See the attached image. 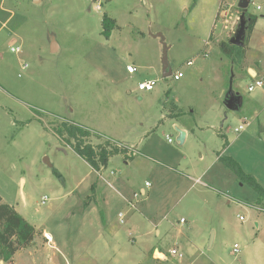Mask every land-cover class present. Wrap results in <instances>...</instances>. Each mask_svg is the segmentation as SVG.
<instances>
[{
    "label": "rangeland",
    "instance_id": "obj_1",
    "mask_svg": "<svg viewBox=\"0 0 264 264\" xmlns=\"http://www.w3.org/2000/svg\"><path fill=\"white\" fill-rule=\"evenodd\" d=\"M237 4L0 0V197L40 244L18 264H264V208L219 160L233 159L264 189V82L247 91L248 70L264 79V18L254 10L264 0L248 6L257 21L239 67L219 48L236 31ZM104 16L115 22L109 39ZM163 44L178 81L163 77ZM149 80L154 89L139 92ZM56 120L125 144L133 159L111 158L102 177L121 176L126 188L92 193L100 175L55 135ZM175 128L187 130L182 146Z\"/></svg>",
    "mask_w": 264,
    "mask_h": 264
},
{
    "label": "trees",
    "instance_id": "obj_2",
    "mask_svg": "<svg viewBox=\"0 0 264 264\" xmlns=\"http://www.w3.org/2000/svg\"><path fill=\"white\" fill-rule=\"evenodd\" d=\"M246 15L248 16L247 37L249 38L257 17L248 13ZM113 28H115V22L104 16L102 35L105 39H109ZM219 48L231 59L232 64L238 67L241 65L246 51L245 48L234 47L228 42H221ZM53 131L62 143L69 146L77 156L97 173L106 169L109 160L115 156H121L125 161L133 159L132 154L129 153V148L123 143L103 137L74 122L56 120ZM91 139H96L99 143L93 145L90 143ZM219 160L234 172L240 182L246 183L257 194L256 205L264 208V189L257 181L252 176L245 174L233 159L219 158ZM91 190L92 193L95 192L94 187ZM90 197L92 198V196ZM36 235L37 232L34 227L21 217L12 206L5 204L0 197V262L13 264L14 255L21 250L31 248L34 245Z\"/></svg>",
    "mask_w": 264,
    "mask_h": 264
},
{
    "label": "water",
    "instance_id": "obj_3",
    "mask_svg": "<svg viewBox=\"0 0 264 264\" xmlns=\"http://www.w3.org/2000/svg\"><path fill=\"white\" fill-rule=\"evenodd\" d=\"M35 2H38V0H35ZM250 2L251 0H238L237 8L241 11L240 16L238 18V25H237V28H236V31L233 37L228 41V43L234 47H238V48L245 47V40L248 34V20L246 19V14H247V9H248ZM157 37L160 38L161 42L163 43L162 35L158 34ZM56 49H57L56 45L55 44L52 45L51 52H55ZM161 65H162V73H163L164 78H167L170 75H172L170 67H169V63L167 60V48L164 44H163ZM248 75L251 78H255L256 72L250 69L248 70ZM235 96L232 93L228 94L227 102L225 104L227 109L233 110L234 103H235ZM175 129L178 133L177 142L179 143V145L182 146L185 141V133L179 130L178 128H175ZM45 163L48 164V161L45 160ZM20 192L22 195V190ZM161 258H162L161 254L156 250L155 259H161Z\"/></svg>",
    "mask_w": 264,
    "mask_h": 264
},
{
    "label": "built area",
    "instance_id": "obj_4",
    "mask_svg": "<svg viewBox=\"0 0 264 264\" xmlns=\"http://www.w3.org/2000/svg\"><path fill=\"white\" fill-rule=\"evenodd\" d=\"M254 10H255V13H257V15L262 16L264 18V7L263 6L254 5ZM11 52H13V53L19 52V48L18 47L17 48H11ZM188 65H190V63H188ZM135 71H136V69L134 67H132V66H127L126 67V72L128 74H134ZM171 76L173 77L174 81H178V80H180L182 78V74L181 73H174ZM252 80H253V82L248 86V89H247V91L249 93L254 92L257 89H261L262 86H263V82H264V79L262 77H259L258 74L256 75L255 78H252ZM155 85H156V82L153 81V80L144 81V82H141V83L138 84L137 89H138L139 92H150V91H152L154 89ZM244 124H246V122H244ZM243 129H244V125H241L237 129H235V132L239 133V132L243 131ZM167 141H168V143H171V140L169 138H167ZM146 186H148V184H146ZM135 197H137V196L134 195V198ZM44 200H43V202H44ZM128 203L131 205V207L134 206L133 203H131V202H128ZM120 216H121V214H120ZM239 220L243 221V218L239 217ZM181 221L183 222V220H181ZM43 239L48 244L52 243V238L47 233H43ZM237 249H238V247L236 245H234L233 246V252L236 253ZM169 253L172 256H178L179 258L182 257V255L178 254L177 251H175V250H171Z\"/></svg>",
    "mask_w": 264,
    "mask_h": 264
},
{
    "label": "crops",
    "instance_id": "obj_5",
    "mask_svg": "<svg viewBox=\"0 0 264 264\" xmlns=\"http://www.w3.org/2000/svg\"><path fill=\"white\" fill-rule=\"evenodd\" d=\"M227 13V12H226ZM218 17V16H217ZM218 20V19H217ZM253 32V31H252ZM256 75H257V73H256ZM74 122V121H73ZM75 123V122H74ZM83 126V125H82ZM85 127V126H84ZM86 128H90V127H86ZM90 129H92V128H90ZM94 132H96V133H98L99 135H101V136H103V137H106V138H111V139H113V140H116V139H114V138H112V137H110V135H107V134H104V133H102V132H99L98 130H96V129H92ZM182 130H183V132L185 133V140H186V138H187V130L186 129H184V128H182ZM240 133V132H239ZM116 141H118V140H116ZM119 142V141H118ZM185 142V141H184ZM125 145V144H124ZM120 157V156H119ZM111 160V159H110ZM109 160V161H110ZM110 162H108V165H107V167H106V169H104V170H102V171H100L98 174L100 175V183H98V180L96 181V183H94V185L92 186V187H94V189H95V193H97V191H98V187H101V185H111L112 186V184H113V182L114 183H116V184H118V185H120L121 187H122V189H125L126 187H124V185H125V183H127L121 176H119L118 178H114V177H112V176H110V175H108V176H106L104 179H103V173H105L107 170H108V166L110 165L109 164ZM93 171V170H92ZM94 173H97V172H95V171H93ZM111 175H112V173H111ZM144 192H143V190H141V194H143ZM182 222V221H181ZM182 223H184V222H182ZM35 229V231L37 232V229L36 228H34ZM46 233V232H45ZM38 234V233H37ZM48 234V233H47ZM41 238H42V241L43 242H41L42 244H44V245H46V246H48L50 249L51 248H53L52 246H51V244L53 243V241H52V243L51 244H48V243H46L45 242V240L43 239V234L41 235ZM37 235H36V237H35V240H34V245H33V247H36L37 245H39L40 246V244H38V241H37ZM33 247H31V248H28V249H25V250H21V251H19V252H17L15 255H14V257H13V264H18L17 263V261H16V258H17V256L20 254V252H23V251H26V250H29V249H32ZM158 251V250H157ZM159 252V251H158ZM160 254H161V256H162V258L161 259H159V261L160 260H162L163 259V257H164V254L163 253H161V252H159ZM163 261V260H162ZM161 261V262H162ZM2 263V262H1ZM0 263V264H1Z\"/></svg>",
    "mask_w": 264,
    "mask_h": 264
},
{
    "label": "flooded vegetation",
    "instance_id": "obj_6",
    "mask_svg": "<svg viewBox=\"0 0 264 264\" xmlns=\"http://www.w3.org/2000/svg\"><path fill=\"white\" fill-rule=\"evenodd\" d=\"M248 13V12H247ZM249 14V13H248ZM251 15V14H250Z\"/></svg>",
    "mask_w": 264,
    "mask_h": 264
}]
</instances>
